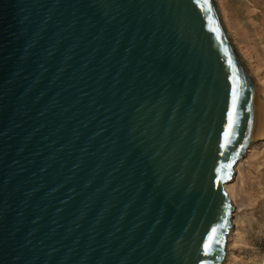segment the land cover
Listing matches in <instances>:
<instances>
[{
    "label": "water",
    "instance_id": "water-1",
    "mask_svg": "<svg viewBox=\"0 0 264 264\" xmlns=\"http://www.w3.org/2000/svg\"><path fill=\"white\" fill-rule=\"evenodd\" d=\"M259 94L215 0H0V264H221Z\"/></svg>",
    "mask_w": 264,
    "mask_h": 264
},
{
    "label": "rangeland",
    "instance_id": "rangeland-1",
    "mask_svg": "<svg viewBox=\"0 0 264 264\" xmlns=\"http://www.w3.org/2000/svg\"><path fill=\"white\" fill-rule=\"evenodd\" d=\"M215 4L231 43L264 98V0H215ZM251 146L252 153L237 165L232 184L238 207L232 219L239 234L227 264H264V138Z\"/></svg>",
    "mask_w": 264,
    "mask_h": 264
},
{
    "label": "bare ground",
    "instance_id": "bare-ground-1",
    "mask_svg": "<svg viewBox=\"0 0 264 264\" xmlns=\"http://www.w3.org/2000/svg\"><path fill=\"white\" fill-rule=\"evenodd\" d=\"M259 91H260V89H259ZM261 92L259 94L260 98H261ZM246 153H247V155H246ZM246 153H245L246 157L250 156V154L252 153V146L251 145L247 148ZM244 158H245V156L243 158H241L240 160H238V162L234 165V167H233V175H232L231 180L229 182L225 183L224 186H223V189L226 192V195L229 198V200H230V202H231V204H232V206L234 208L233 212H232V218L235 216L234 214L238 211V207H237V203H236V192H235V188L233 187L232 184H233V181L235 179V174L238 173L237 165ZM233 176H234V178H233ZM231 224H232V228L229 230V232H228V234L226 236V245H225V249H224L225 254H224V258H223V261H222L221 264H227V262L229 261V258L232 257L230 251H231V249H233L234 243L236 242L235 239L238 237V234H239L238 231H237V223H236V221H233V219H231Z\"/></svg>",
    "mask_w": 264,
    "mask_h": 264
}]
</instances>
